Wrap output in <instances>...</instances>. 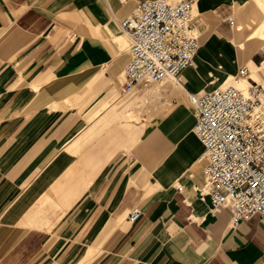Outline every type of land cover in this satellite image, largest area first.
Listing matches in <instances>:
<instances>
[{"label": "crops", "instance_id": "1", "mask_svg": "<svg viewBox=\"0 0 264 264\" xmlns=\"http://www.w3.org/2000/svg\"><path fill=\"white\" fill-rule=\"evenodd\" d=\"M137 1L0 0V264H264V220L200 192L187 98L241 66L264 83V0H196L181 83L123 92Z\"/></svg>", "mask_w": 264, "mask_h": 264}, {"label": "built area", "instance_id": "2", "mask_svg": "<svg viewBox=\"0 0 264 264\" xmlns=\"http://www.w3.org/2000/svg\"><path fill=\"white\" fill-rule=\"evenodd\" d=\"M196 0H138L120 22L130 59L122 91L138 82L181 83L180 74L199 47ZM234 81L209 91L187 92L196 109L193 130L203 145L204 193L213 210L228 208L230 225L253 215L264 220V83L241 66ZM245 81L242 86L237 82ZM140 215L135 208L128 220Z\"/></svg>", "mask_w": 264, "mask_h": 264}, {"label": "bare ground", "instance_id": "3", "mask_svg": "<svg viewBox=\"0 0 264 264\" xmlns=\"http://www.w3.org/2000/svg\"><path fill=\"white\" fill-rule=\"evenodd\" d=\"M251 35H257V36H264V23L262 24V25H260V26H258L257 28H255L252 32H251ZM119 36V35H118ZM116 38V37H115ZM121 39L124 41V42H126L125 40V38L124 37H122L121 36ZM115 40V39H114ZM120 40V39H119ZM121 40V41H122ZM122 41V42H123ZM118 43V42H117ZM127 44V43H126ZM190 65V64H189ZM188 65V66H189ZM187 66V67H188ZM227 78H224V79H222L218 84V87L219 86H225V85H227V84H225V85H221L225 80H226ZM234 82V81H233ZM244 82V81H243ZM228 84H231V83H228ZM237 85L238 86H240V85H243V84H241V81L240 82H237ZM203 162L205 163V161L203 160ZM204 176V175H203ZM204 183V182H203ZM202 186H203V184H202ZM201 186V187H202Z\"/></svg>", "mask_w": 264, "mask_h": 264}, {"label": "rangeland", "instance_id": "4", "mask_svg": "<svg viewBox=\"0 0 264 264\" xmlns=\"http://www.w3.org/2000/svg\"><path fill=\"white\" fill-rule=\"evenodd\" d=\"M262 9V8H261ZM263 12H264V10H262ZM262 37H264V36H262ZM125 38V37H124ZM191 65V64H190ZM189 65V66H190ZM188 66V67H189ZM235 74L236 73H232V74H230L229 76H226V77H222V75H218L217 76V84L222 80V79H224V78H227L221 85H225V84H228V83H233V81H232V78L235 76ZM240 86H242V85H240Z\"/></svg>", "mask_w": 264, "mask_h": 264}]
</instances>
